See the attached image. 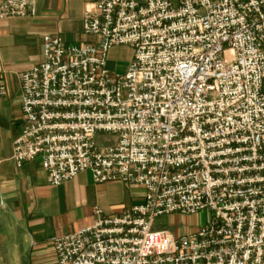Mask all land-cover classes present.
<instances>
[{
    "label": "built area",
    "instance_id": "1",
    "mask_svg": "<svg viewBox=\"0 0 264 264\" xmlns=\"http://www.w3.org/2000/svg\"><path fill=\"white\" fill-rule=\"evenodd\" d=\"M36 15L37 0H0V21ZM82 24L84 42L44 36L18 76L12 160L40 159L54 187L90 172L145 196L51 238L56 264H264V0H96ZM116 47L134 51L124 74ZM203 211L191 235L157 227Z\"/></svg>",
    "mask_w": 264,
    "mask_h": 264
},
{
    "label": "crops",
    "instance_id": "2",
    "mask_svg": "<svg viewBox=\"0 0 264 264\" xmlns=\"http://www.w3.org/2000/svg\"><path fill=\"white\" fill-rule=\"evenodd\" d=\"M95 1L37 0L34 18L0 21V264H56L51 238L91 226L96 207L119 215L144 200L142 187L96 184L90 172L54 187L40 159L21 168L12 160L24 126L18 76L41 63L44 36L84 42L82 19Z\"/></svg>",
    "mask_w": 264,
    "mask_h": 264
},
{
    "label": "rangeland",
    "instance_id": "3",
    "mask_svg": "<svg viewBox=\"0 0 264 264\" xmlns=\"http://www.w3.org/2000/svg\"><path fill=\"white\" fill-rule=\"evenodd\" d=\"M125 48L129 47H116L112 50L109 57V70L114 74L126 73L131 60L130 51ZM134 51L132 49H129ZM113 141L110 135H100L97 137L99 145L107 146ZM210 219V214L207 211L200 212L197 215H181L173 214L162 217L157 221V227L161 229H170L176 236H187L195 233L201 226L205 225Z\"/></svg>",
    "mask_w": 264,
    "mask_h": 264
}]
</instances>
